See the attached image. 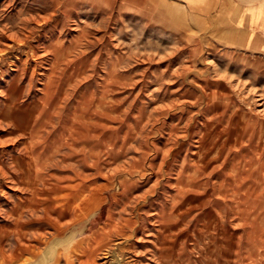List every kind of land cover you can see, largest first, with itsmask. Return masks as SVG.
I'll use <instances>...</instances> for the list:
<instances>
[{
    "label": "rangeland",
    "instance_id": "1",
    "mask_svg": "<svg viewBox=\"0 0 264 264\" xmlns=\"http://www.w3.org/2000/svg\"><path fill=\"white\" fill-rule=\"evenodd\" d=\"M156 2L0 0V264H264V0Z\"/></svg>",
    "mask_w": 264,
    "mask_h": 264
},
{
    "label": "bare ground",
    "instance_id": "2",
    "mask_svg": "<svg viewBox=\"0 0 264 264\" xmlns=\"http://www.w3.org/2000/svg\"><path fill=\"white\" fill-rule=\"evenodd\" d=\"M60 1V0H59ZM39 23V22H38ZM50 38V37H49ZM54 41V40H53ZM63 41V40H62ZM50 68V67H49ZM45 75V74H44ZM46 76V75H45ZM47 77V76H46ZM49 87H46V90H48ZM107 155V154H106ZM253 156V155H252ZM92 164V163H91ZM245 168L247 167V164L244 166ZM250 167L247 169L246 173L249 171ZM126 171V170H125ZM228 171V170H227ZM127 181V180H126ZM125 185V184H124ZM96 189V185H81L80 186V190L82 191V193L76 198V203L74 208H76L77 211H80L83 215H87L89 214L92 209L95 207V205L97 204V201L100 199L98 197V192H99V188ZM19 191V190H18ZM21 191V190H20ZM220 196V195H219ZM232 210V208H231ZM164 211V210H163ZM162 212V211H161ZM112 218H110L111 220ZM237 222V221H236ZM108 229L105 228V231H97L95 232L93 235H91L90 240L87 244V246L83 247L81 249V251L83 252V254L87 257V260L84 261L83 264H93L94 263V258L96 256V252L98 251V249L107 244L109 242L108 239V234H107ZM205 232V231H204ZM77 243H72L70 244V246L65 248V251H69V249H73V250H77L78 246ZM105 251V250H104ZM112 253V252H111ZM99 256V255H98ZM109 257V256H107ZM179 258V257H178ZM93 259V260H92ZM98 259V258H97ZM118 260H121L120 258H117ZM157 260V259H156ZM99 263V262H98ZM105 263V262H103ZM158 263V262H157ZM163 264V263H162Z\"/></svg>",
    "mask_w": 264,
    "mask_h": 264
},
{
    "label": "crops",
    "instance_id": "3",
    "mask_svg": "<svg viewBox=\"0 0 264 264\" xmlns=\"http://www.w3.org/2000/svg\"><path fill=\"white\" fill-rule=\"evenodd\" d=\"M87 1H89L91 4L93 3V1H96V0H87ZM98 2H99V0H97ZM142 1H145L147 4H149V5H151L152 7H155V5L157 4V0H142ZM99 6H97V8H99L100 9V15H101V17H102V19H104L103 17V15H105L106 13H105V10L107 11V7L106 6H104L102 3H99L98 4ZM158 7H160V6H158ZM161 8H163L166 12H171V10L173 9V7H171V6H169L168 4H166V6L164 5V7L163 6H161ZM167 14V13H166ZM181 39V38H180ZM183 40V39H182ZM225 40H227V41H231V42H234V40H232V38L231 37H228V39L226 38ZM184 41V40H183ZM213 46V45H212ZM212 49H214V50H217L214 46L213 47H210L209 48V50L211 51ZM211 52H213L214 53V51H211ZM218 52V51H217ZM216 54V53H215ZM256 75L260 78V79H264V70H258V71H256ZM237 78H240L239 76H237ZM66 264H69L67 261H66ZM71 264H73V258L71 259Z\"/></svg>",
    "mask_w": 264,
    "mask_h": 264
}]
</instances>
